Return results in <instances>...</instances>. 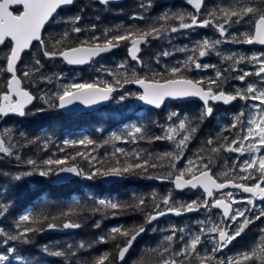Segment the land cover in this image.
<instances>
[{
	"label": "trees",
	"instance_id": "1",
	"mask_svg": "<svg viewBox=\"0 0 264 264\" xmlns=\"http://www.w3.org/2000/svg\"><path fill=\"white\" fill-rule=\"evenodd\" d=\"M248 2L249 0H209L204 6L206 19H212L209 15L212 12L219 16L217 10L221 7H237ZM255 3L259 6L261 0H255ZM189 10L186 0H127L123 4L106 6L83 0L68 9L60 10L44 30L41 37L43 43L33 44L29 52L21 57L17 64V75L23 89L33 96V105L25 111L24 116H10L4 120L0 118V140L4 141L11 153H0V212H3L0 215V229L5 233L0 235V253H6L8 247L17 249L6 264H94L105 252L109 253L113 264H118L117 245L123 247L126 239L140 227L145 228L143 238L135 244L122 264H164L165 260L173 258L177 249H182L184 241L191 238L190 234H197L201 227L207 229L209 223L217 224L216 219H202L201 224H194L195 218L182 216L158 222L156 226L148 225L149 215L159 210L157 205L164 208L165 198L170 197L172 200L174 195V198H178L171 181L184 166H177L182 165V162L176 161L175 154L178 150L184 158L187 146L180 149L177 143L165 138L168 128L166 115L171 110L176 113V121H184L185 106L168 105L160 112L139 109L133 104V99L139 95L133 83L137 78L146 81L163 80L171 75L168 70L174 66H179L183 77L188 78L189 73L184 69L186 51L193 48L198 52L201 44L199 37L203 34L200 30H179L172 33L170 29L178 27L179 15H184V22H188ZM133 16L143 19H133ZM165 16L168 18L161 19ZM242 24L244 26L241 28L249 34L251 24ZM76 27L81 29L79 33L74 31ZM152 27H163L166 30L159 37L147 38V43L141 48L140 62L129 59V42H120L116 51L93 60L82 69L69 68L59 59V53L67 49L103 45L114 35L146 31ZM206 33L209 32L204 34ZM45 51L56 55L47 57L44 55ZM8 52L9 46L0 47V94L6 92L9 78L4 70ZM166 52L169 55L165 56ZM37 60L40 61L39 65L36 64ZM122 63L124 68L119 67ZM25 71L30 72L28 77L23 76ZM117 80L120 81L119 84L116 83ZM73 83H96L99 86L110 83L116 91L107 106L94 112L62 114L57 107H50V104L56 103L54 93ZM136 126L142 128V133L130 137L128 133ZM84 138L91 139L94 143L76 144L74 147L64 144L65 140L79 141ZM224 138H216V134L211 138H194L192 151L204 156L213 155L215 152L211 148L224 144ZM209 140L214 143L209 145ZM119 148L124 149V152H117ZM76 152H82L88 158L77 157L75 161L69 160L68 164L77 165L85 173L101 167V164L107 167L113 162L114 154L122 162L138 155L156 166L148 167L146 172L138 170L137 174L124 175L122 177L126 179L125 182L109 187H104L99 182L101 176L84 181L85 175L67 184L54 186L50 184L52 174L41 177L27 163L31 159L42 166L45 159H63ZM17 176L21 178L17 180ZM150 178L162 179L167 183L153 185L144 182ZM100 199L115 202L119 207L106 208L98 203ZM141 200L144 201L142 205L139 203ZM171 202L176 206L185 205L183 202H175V199ZM4 209L7 211L4 212ZM62 213L68 215H61ZM24 214L38 219L40 223L33 227L41 230L29 235L28 244L21 241H8L6 244L4 241L7 235L17 234L19 217ZM69 221H75L81 227L73 233H61L63 223ZM223 222L222 220L220 225ZM48 223H56L58 227L49 229ZM114 226L127 230L129 237L111 233ZM173 229H176L175 237L168 242L165 237L171 235ZM262 229L264 218L254 220L241 236L224 251L215 253V256L225 259L245 249H259L264 245ZM203 235L201 234L199 255H211L209 250L212 246L203 243ZM57 251L62 255H53ZM15 256H22L23 260H17ZM191 264H199V261L193 259ZM214 264L217 262L214 261Z\"/></svg>",
	"mask_w": 264,
	"mask_h": 264
},
{
	"label": "snow or ice",
	"instance_id": "2",
	"mask_svg": "<svg viewBox=\"0 0 264 264\" xmlns=\"http://www.w3.org/2000/svg\"><path fill=\"white\" fill-rule=\"evenodd\" d=\"M103 4H108L110 0H100ZM204 0H187V3L191 5L197 14L190 15V23L184 22V15H179L180 23L178 27H171L170 31L175 33L179 30L189 29L193 26H209L213 25L219 32L221 37L227 39L229 32L228 26L231 24L247 22L251 24L252 31L246 34L242 38H233L234 43L245 44H259L264 45V0H261L258 6L255 0H249L247 4H241L237 7H221L217 11L220 13L217 16L216 12L209 13L212 19H198V13L203 6ZM73 0H0V46H9V52L6 57V72L11 74L10 79L7 81V91L0 94V114L8 115L10 113H16L20 116L25 115V106L30 104L33 100V96L26 90L21 88V79L17 77V63L21 60L22 53L28 50L33 44V41L41 40V29L45 24L49 22L53 14L62 5H70ZM144 7V5H141ZM168 17H162L161 19H167ZM133 19H143L140 16H133ZM79 21V17L76 18ZM166 29L152 27L149 30H138L136 32H124L117 34L107 39L103 45L96 44L94 47H74L67 51H62L59 54L63 57L68 64L80 65L86 63L91 57L98 55L101 52L110 51L114 47H118L120 42H129L130 47L128 51L133 61L140 62L138 53L140 51L139 45L141 43H147L148 37H159L162 31ZM74 31L79 33L81 29L79 27L74 28ZM218 39L214 42L204 40L200 45L198 51V57L203 58L208 54V51L215 48L220 44ZM184 51V49H181ZM47 57H54L56 53L44 52ZM165 56L169 53H164ZM229 60H233L234 63L242 62L245 57L236 59L234 56L227 57ZM249 62H254L258 65L257 71L254 73L243 71L237 75L235 79L244 82L248 76L255 75L260 78L261 86H257L253 83H248L243 91L237 90L234 93H226L223 89L219 88L218 82L220 81L223 73L217 71L216 78L204 81H194L192 79L184 78L182 75V69L179 66H174L170 70L171 75L163 80L146 81L145 79L137 78L134 82L138 83L143 89V93L139 96V99L145 101L149 105H154L157 108L161 106L165 98H187L198 97L203 101L204 116L211 117L214 109L210 105L211 102H222L227 105L236 100H242L245 102V106L249 111H240L235 114L234 121L231 123V129L235 130L238 135L232 138L225 137V143L217 147L211 148L212 152H218L221 149L231 153H238L240 155L250 154V159H245L242 162L237 161L234 166V171H237L238 175L232 180L226 182H217L216 179L210 175L208 165L203 164L195 166V171L192 167L184 171H179L175 176L174 185L177 190H183L185 188L196 189L202 187L206 193L204 200H194L186 205L176 206L171 202V198H165L163 200L164 208L156 206L158 211L154 214H150L148 217V223L157 220L167 214H175L177 216L182 215L181 209L187 212L198 210L203 208H218L222 209V216L224 217L223 226L214 225L207 229L201 227L197 234H190V239L184 241L182 249H177L173 253L171 260H165L164 264H191L193 259L198 260L199 264H264V245H261L259 249L251 248L245 249L234 256L227 257L225 259H218L215 253L222 252L224 248L228 247L237 237L244 233L246 227L254 222L264 218V208H262L259 214L255 215L254 219L246 215L251 211L248 208H233L232 204L237 203L231 192L226 193L221 198H215L209 200L208 198L214 197L215 190H223L229 187L242 190L244 193L251 194V197H259L261 201H264V54L260 56H252ZM40 61L37 60L36 64L39 65ZM191 64L196 70H206L209 67H214L208 64H201L198 59L189 56L185 62L184 69L186 70ZM120 68H124L122 63ZM232 71H239L238 69H231ZM179 74V78H178ZM30 72L25 71L24 77H28ZM120 83L119 80L116 81ZM207 83L208 87L203 86ZM213 85L217 86V90H213ZM116 91L110 83H105L103 86H99L96 83H73L71 85L64 86L62 91L54 93L55 104H50V107H57L58 109H66L72 106L74 103L79 102L85 106H91L101 101H107L110 99L111 94ZM15 97V99H14ZM53 97H49L52 99ZM124 97L122 96L121 99ZM251 102V103H249ZM48 103V100H45ZM173 116L176 113L172 114ZM169 119H172L170 116ZM141 127H134L131 132L128 133L130 137H136L137 134L142 133ZM195 131L194 128L186 126V122L181 120L176 127H170L168 129V135L165 137L169 140H175L177 136L180 139L177 142V147L182 149L183 146L189 141L190 133ZM181 133H189L181 135ZM159 139V137H158ZM93 140L84 138L79 141L65 140L66 146L80 145H92ZM212 145L214 141L209 140L207 142ZM63 151V149H61ZM117 152H124V149L119 148ZM0 153L11 154L9 147L5 146L3 140H0ZM170 155V154H169ZM77 157H83L87 159L82 152H76L74 155L65 156L63 159L49 158L42 161V166L37 165V161L28 160L27 163L33 166L35 171L41 177H48L51 174L59 175L60 173H74L77 176L85 175L87 179L91 180L97 176L102 177H122L124 175L137 174L139 171H147L148 167H155L154 164H149L146 159L140 156H134L131 160L125 159L123 162L115 156L113 162L105 167L101 164V167L94 168L90 173H85L83 169L79 168L75 164H68V161H75ZM180 157L177 156L176 159ZM193 162L189 161V165ZM175 167V165H173ZM186 173H190L189 178H185ZM199 173V174H197ZM31 175V173H27ZM21 177L17 176L19 180ZM239 181V182H237ZM245 181H251V183H244ZM231 201V202H229ZM98 203L106 208L117 209L119 205L115 202L105 201L100 199ZM141 205L143 200L139 202ZM249 205H253V199H247ZM253 207H255L253 205ZM4 212L7 209L3 210ZM3 212H0L2 215ZM61 215H68V213H62ZM240 218H243L242 220ZM47 220V217L43 218ZM40 223L38 219L33 218L30 214H24L19 217L17 224V234L7 235V239L4 241L6 244L8 241H21L24 244L29 243V235L33 232L41 229L33 227V225ZM236 224L237 227L233 228L232 225ZM21 225H25L21 227ZM49 229L57 228L56 223H48ZM65 229L79 228L81 225L75 221L65 222L62 225ZM99 227V225H97ZM231 229V232L229 231ZM145 228L140 227L135 234L130 233L127 230H123L120 226H114L111 228V233L118 236L128 238L126 239L124 246L117 245L118 258L122 261L125 254L129 251L133 242L136 240L140 233L144 232ZM183 232V229L180 230ZM264 232V229L261 230ZM176 229L172 230V234L165 237L168 242L173 241L175 237ZM2 229H0V235H4ZM201 234L211 236L212 248L209 250L211 255L200 256L199 246L202 244ZM115 239V236L112 237ZM103 239V238H102ZM183 240V236L181 237ZM264 239V237H262ZM83 247V245H81ZM167 251V246L165 247ZM17 249L15 247H8L6 253H0V264H6L9 261V257L15 254ZM47 251V249H45ZM53 255L60 256L61 252H54ZM176 257H182V259H176ZM17 260H23L22 256H15ZM94 264H113L109 259V253L105 252L100 255L94 262Z\"/></svg>",
	"mask_w": 264,
	"mask_h": 264
},
{
	"label": "flooded vegetation",
	"instance_id": "3",
	"mask_svg": "<svg viewBox=\"0 0 264 264\" xmlns=\"http://www.w3.org/2000/svg\"><path fill=\"white\" fill-rule=\"evenodd\" d=\"M126 1L127 0H125L124 2H126ZM163 1L167 2L169 0H163ZM124 2L119 3V4H123ZM207 2L204 3L200 12L198 13V19H199V17H202L203 20L206 19L204 6ZM75 3H77V2H75ZM119 4H114V5H119ZM109 5H111V4H109ZM187 5H188V3H187ZM188 6L190 8V10H189L190 15L197 14L196 10L192 9L190 7V5H188ZM188 22L189 23L191 22L190 18H189ZM197 26H198L197 28H194L196 26H193L190 30L191 31L192 30H200L201 31V34H203V35L200 36L199 38H200V43H202L203 42L202 39L204 38V33H205L204 30L205 29H203L204 26H200V27H199V25H197ZM202 31H203V33H202ZM251 31H252V26L250 28V32ZM238 38H242V37L239 36ZM241 44H244L243 49L245 50V53H249L251 56H252V54H255V53H263L264 54V47H262V48H251L245 43H241ZM194 50L195 49L190 48L186 51V61L188 60L189 56H192L196 59L199 58L198 52H195ZM140 54H141V52H140ZM140 54H139V56H140ZM209 55L211 58H208V61L209 62L213 61L215 65H219L220 68L218 71L223 73V76L221 77L218 84H219V88L223 89L226 93H234L235 90L240 86H242V88H245L248 83H253V81H258V80L260 81V78L256 77L255 75L248 76L247 81H244V82H239V81L233 80V78H235V75L238 74V72H240V71L231 72V70H227V66H228L227 63L224 64L223 60L216 58V57H213L212 52H209ZM218 55H220V53H218ZM222 64H224V66ZM253 64H254V62H249V64L244 63L243 65H239V63H234V65H232V66L245 67L246 70H248V71L252 70L253 71L255 69V66H256V64H255L254 67H250ZM187 72L189 73L188 79H192L194 81L206 82L210 79L216 78V71L213 68H208L206 70H196V69H194V67L191 64H189V66L187 68ZM9 78H10V76H9ZM9 78H8V80H9ZM252 78H255V79H252ZM253 84H255V83H253ZM203 86L205 88L208 87L207 83H204ZM22 89H23V87H22ZM213 90L214 91L217 90L216 85H213ZM6 91H7V87H6ZM238 101H239V99L232 102L229 105L215 104V103L210 101L209 103L214 109L211 117H207V116L203 115V113L205 111L204 105L199 103V102L189 101V102H185V103H176V104H184V106H185V108H184V110H185L184 121L186 122V126L195 129V131H192L190 134L184 133V134L190 135L189 141L185 145V146H187V148H186V153H185V157H184V159H185L184 170L188 169L189 167H192V170L195 171V166H197V165L202 166L203 164H207L210 175H212L213 178L217 180V182H226L227 180H232V179L237 177L238 173H237V171H234L235 165L233 164V162L235 159H238L241 162L242 155H240L238 153L236 155L234 153L227 152V151H224L221 149L220 151L215 152L213 155L204 156V155H200L198 153L193 152L192 151V145L194 144V142H193L194 138H198V137L210 136V138H211L212 136H214L216 134V138L223 136V137H227L230 139L233 136L238 135V133L235 130L231 129V127H230L231 123L234 121L235 114L240 112V106L238 105ZM168 105H173V104L172 103L166 104L160 111L164 110ZM160 111H157V112H160ZM16 115H19V114L10 113V114L6 115L4 118H2L1 116H0V118H1V120H4L7 117L16 116ZM178 121H180V120H178ZM189 161H192L193 164L189 165ZM184 162H182L181 164L183 165ZM236 164H237V162H236ZM197 174H199V173H197ZM190 175H191L190 173H186L185 178H189ZM237 182H239V181H237ZM244 183H251V181H245ZM228 192H231L232 194H234L238 197L252 198V197H248V196L243 195L240 190H233V191H227V192H223V193H217L214 191V197L208 198V199L211 200V199H215V198H221ZM235 193H237V194H235ZM176 194H177L176 196L178 198L181 197L179 199L184 200L183 203H185V205L191 201H194V200L202 201L206 198V193L199 188H197L196 190H187L183 193H176ZM252 199L255 200L256 203H258L255 198H252ZM259 205H261L262 208H264V204H259ZM232 207L233 208L235 207V203L232 204ZM182 216L189 217L191 219L201 217L202 219H206V220H212L213 221L216 219L218 221L219 219H221L224 221V219L222 217V213L217 208L200 207L198 210H195L192 212H187L185 210L183 212ZM211 225H213V224L209 223V226H211ZM149 226H154V225H149ZM224 250H225V248H224Z\"/></svg>",
	"mask_w": 264,
	"mask_h": 264
},
{
	"label": "water",
	"instance_id": "4",
	"mask_svg": "<svg viewBox=\"0 0 264 264\" xmlns=\"http://www.w3.org/2000/svg\"><path fill=\"white\" fill-rule=\"evenodd\" d=\"M80 1H83V0H73V3H72V4H70V5H62L60 8H58L57 11H56V13L53 14V17L50 18L49 22H47V23L45 24L44 28L41 29V37H42V34H43L44 30L47 28V26L49 25V23L53 21V19L56 17V15L58 14V12H59L60 10H62V9H68V8L72 7L73 4H74L75 2H80ZM90 1L93 2V3L99 4L100 6H105V5H109V4H111V5L119 4V3L124 2L125 0H110V2H109L108 4H103V3L100 2V0H90ZM207 1H208V0H204L203 5H204V3L207 2ZM190 7H191L192 9H194L191 5H190ZM194 10H195V9H194ZM38 42H40V41H33V44L38 43ZM33 44H32V45H33ZM143 44H144V43H141V44L139 45L140 51H139V53H138V56H139V54H140V52H141V46H142ZM32 45H31V46H32ZM247 45H248L249 47H251V48H262V47H264V45H259V44H251V45L247 44ZM31 46H30V48H31ZM0 47H1V46H0ZM77 47H94V46H77ZM129 47H130V46H129ZM30 48H29L28 50H25V52L22 53L21 57H22L25 53H28L29 50H30ZM116 49H117V47H114V48H112L110 51H107V52H101V53H99L98 55L91 57L86 63H84V64H80V65L68 64L67 61H65V60L63 59V57H62L60 54H59V59H60V60L66 65V66H68L69 68H73V69H82V68H84V67L89 66L93 60H96V59H98V58H100V57L108 56V55H110L111 53H113L114 51H116ZM67 50H70V49H67ZM67 50H65V51H67ZM127 53H128V57H129V59H130L132 62H137V61H133V60L131 59V56H130L129 51H127ZM7 74H8L9 76H11V74H9V73H7ZM17 77H18V76H17ZM18 78H19V77H18ZM9 79H10V78H9ZM133 87H134V89H136V90H138V91L140 92V95L143 93V89L141 88V86H140L138 83H135V82H134ZM21 88H22V85H21ZM112 94H113V93H112ZM112 94H111V97H112ZM140 95H139V96H140ZM139 96L133 99V104L136 105V106H137L138 108H140V109H151V110H153V111H160V110H161L166 104H171V103H172V104H176V103H185V102H189V101H196V102H199V103L203 104V101H202L200 98H198V97H187V98H165V100H164V102L161 104V106H160L159 108H157V107L154 106V105H149V104H147L145 101L140 100V99H139ZM111 97H110V99L107 100V101H101V102H99V103H97V104H94V105H91V106H85V105L80 104L79 102H76V103H74L72 106H70V107H68V108H66V109H59V110H60V112H61L62 114H82V113H87V112H94V111L98 110L99 108H102V107L107 106V105L110 103V101H111ZM14 99H15V97H14ZM33 102H34V98H33V100L31 101L30 104H28V105L25 106V110H26V109H27V110L30 109V108L32 107V105H33ZM213 103H215V104H223L222 102H213ZM231 103H232V102H231ZM231 103H230V104H231ZM223 105H225V104H223ZM227 105H229V104H227ZM0 116H1L2 118H4L6 115H2V114H0ZM80 178H81V176H77V175H75L74 173H60L59 175L52 174V178L50 179V184H51V185H54V186H60V185L67 184V183L71 182L72 180H76V179H80ZM174 179H175V177L172 179V181H171V185H172V187H173V190H174L176 193H183V192H185V191H187V190H196V189H197V188H196V189H191V188L189 187V188H185V189H183V190H177V189L175 188V185H174V182H173ZM83 180H84V181H89V179H87L86 177H84ZM125 180H126V179H125L124 177H102V176H101L100 179H99V182L102 184V186H104V187H109V186H111V185H113V184H119V183L125 182ZM132 180H135V179H132ZM144 182H145V183H148V184H153V185H162V184H164V183H167V181H165V180H162V179H155V178L146 179ZM198 188L201 189V190H203L202 187H198ZM233 190H240V189H236V188H232V187H229V188H226V189H223V190H215V189H213V191H215V192H217V193H223V192L233 191ZM240 191L242 192L243 195L248 196V197H251V194H249V193H244L242 190H240ZM206 198H207V197H206ZM252 198H253V197H252ZM254 198L257 200V202H258L259 204H264V201H261V200L259 199V197H254ZM217 209H218V208H217ZM219 211L222 213V209H219ZM179 217H181V215L177 216V215H175V214H167V215H164V216H162V217H159L157 220H154V221H152L151 223H148V224H149V225H154V224H156V223H158V222H161V221L169 220V219H172V218L177 219V218H179ZM222 217H223V216H222ZM223 219H224V217H223ZM77 230H78V228H73V229H65V228H62V230H61L60 232H61V233H73V232H76ZM144 233H145V231L142 232V233H140L139 236H137L136 240L133 242L132 246L129 248V251L125 254V257L123 258L122 261L118 258V254H117V262H118V264H122V263L125 261L126 257H127L128 254L131 252V250L133 249V247L135 246V244H137L138 242L141 241V239L143 238ZM230 245H231V244H229L228 247H229Z\"/></svg>",
	"mask_w": 264,
	"mask_h": 264
},
{
	"label": "rangeland",
	"instance_id": "5",
	"mask_svg": "<svg viewBox=\"0 0 264 264\" xmlns=\"http://www.w3.org/2000/svg\"><path fill=\"white\" fill-rule=\"evenodd\" d=\"M199 20H203L202 17H199ZM242 26H244L242 23H237V24H231V25H229L228 26L229 35H228V37H227L226 40H225L224 37H221L219 35L218 30L213 25L206 26L205 28L203 27V29H205L204 32H209V33L204 34V38L202 39V41L208 40L210 42H214V41H216V40L219 39L221 41V43L218 44V45H216L215 48H213L210 51H208V54L205 57L198 58L199 62H201V64H208V65L214 66V67H209V68H213L217 72L219 70V68H220L219 65H215L213 61H211V62L208 61V58H211L210 55H209V52H212L213 53V57H216V58H219V59L223 60L224 64L227 63V65H228L227 66V70H231V69L235 68V69H238L240 71V72H238V74L235 75V77L237 75L241 74L243 71H248V70L245 69V67L232 66V64L234 65L233 60L227 59V57H229V56H234L236 59H239L240 57H245V59L242 62L239 63V65H243L244 63L249 64L250 58L252 56H254V55L255 56H260L261 54H263V53H255V54H252V56H251L249 53H245V50L243 49L244 44L232 42V40H233L232 38H234V37L235 38H238L239 36L243 37L246 34V31L241 28ZM197 27L198 26H196L194 28H197ZM190 29L191 28H189V29H183V30H190ZM207 35H209V36H207ZM226 52H227V54H225ZM218 53H220V55H218ZM224 64H222V65L224 66ZM255 64L256 63H254L250 67H254ZM257 69H258V65L256 64L255 69L253 71L251 70V71H248V72H252L253 73V72L257 71ZM231 72H233V71L231 70ZM252 79H255V78H252ZM233 80L241 82L240 80L235 79V78H233ZM245 81H247V78H246ZM253 83H255L257 86H261L259 80L258 81H253ZM244 89L245 88H242V86H240V87H238L235 90V92L237 90L243 91ZM249 103H251V102H249ZM238 105L240 106V111H244V110H245V112L249 111L248 107L245 106V102L244 101L239 100L238 101ZM172 114H173V112L171 110H168L167 111V115H166L167 116V123H168V125H167L168 128H167V131H166L167 132V135H168V129L170 127H176V126H178V123H179V121H176L175 120L176 119V115L173 116ZM170 116L172 117V119H169ZM183 134L184 133H181V135H183ZM179 139H180V137L177 136L175 140H169V141L176 144ZM234 154L237 155V153H234ZM175 155H176V157L177 156L180 157L179 159L176 160V161H178V163L185 161V159L183 158L182 154H180L178 152V150H176V154ZM250 158H251L250 154L242 155L241 162L243 160H245V159H250ZM237 161H239V160L238 159H235L234 162H233V164L236 165V162ZM184 165H185V162L181 166H184ZM177 166H180V164H178ZM179 170L184 171V169H179ZM235 194H237V193H235ZM174 196H172V200L175 199V202H178V201L179 202H184L183 199H179V198H176V197L174 198ZM233 197L237 201V203H235V207L234 208H241V209L248 208V209H251V211H249V212L246 213V215L249 216L250 218H253L254 219L255 215L259 214L260 210L262 209V206L259 205L258 203H256L255 200H253V205L255 206V207H253V205H249L247 203V199H249V198H246V197L245 198L238 197V196H236L234 194H233ZM240 219L242 220L243 218H240ZM201 221H202V218L201 217L195 218L194 219V224L195 223L201 224L200 223ZM221 221L222 220L219 219L217 221V224H213L211 226L220 225V222ZM154 226H156V225H154ZM211 226H209V227H211ZM232 227L235 228V227H237V225L234 224V225H232ZM229 231L231 232V229ZM203 236H204L203 243L206 244V245L212 246L211 236L210 235H206V234H204Z\"/></svg>",
	"mask_w": 264,
	"mask_h": 264
},
{
	"label": "bare ground",
	"instance_id": "6",
	"mask_svg": "<svg viewBox=\"0 0 264 264\" xmlns=\"http://www.w3.org/2000/svg\"><path fill=\"white\" fill-rule=\"evenodd\" d=\"M134 84V83H133ZM136 106V105H135ZM137 107V106H136ZM140 109V108H139ZM59 110V109H58ZM142 110H144V109H142ZM59 112H60V110H59ZM233 242V241H232Z\"/></svg>",
	"mask_w": 264,
	"mask_h": 264
}]
</instances>
